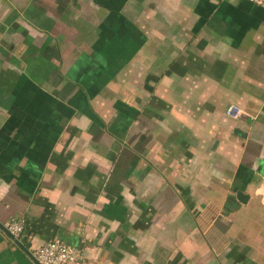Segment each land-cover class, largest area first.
<instances>
[{
    "label": "crops",
    "instance_id": "1",
    "mask_svg": "<svg viewBox=\"0 0 264 264\" xmlns=\"http://www.w3.org/2000/svg\"><path fill=\"white\" fill-rule=\"evenodd\" d=\"M230 104L244 110L226 114ZM0 264H264V8L0 0Z\"/></svg>",
    "mask_w": 264,
    "mask_h": 264
},
{
    "label": "built area",
    "instance_id": "2",
    "mask_svg": "<svg viewBox=\"0 0 264 264\" xmlns=\"http://www.w3.org/2000/svg\"><path fill=\"white\" fill-rule=\"evenodd\" d=\"M256 5L264 8V0H250ZM245 112L237 104H230L226 109V114L231 118H238ZM4 226L16 238H18L25 228V222L20 218H12ZM36 264H87L84 251L60 237H54L44 243L34 251Z\"/></svg>",
    "mask_w": 264,
    "mask_h": 264
},
{
    "label": "water",
    "instance_id": "3",
    "mask_svg": "<svg viewBox=\"0 0 264 264\" xmlns=\"http://www.w3.org/2000/svg\"><path fill=\"white\" fill-rule=\"evenodd\" d=\"M0 226L9 234V235H11L12 237H14L9 231H8V229L3 225V223H1L0 222ZM14 239H15V241L26 251V252H28L29 253V251L23 246V244L21 243V241L18 239V238H16V237H14Z\"/></svg>",
    "mask_w": 264,
    "mask_h": 264
}]
</instances>
